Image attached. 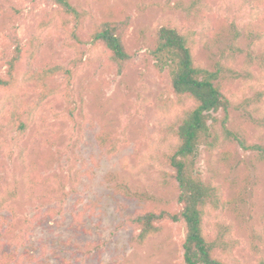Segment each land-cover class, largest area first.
<instances>
[{
    "label": "rangeland",
    "instance_id": "374dc122",
    "mask_svg": "<svg viewBox=\"0 0 264 264\" xmlns=\"http://www.w3.org/2000/svg\"><path fill=\"white\" fill-rule=\"evenodd\" d=\"M7 1L0 0V33L15 25L24 41L52 8L46 0H34L15 12ZM192 1L197 4L186 9L176 0H71L91 9L97 20L129 16L125 41L134 62L120 71L101 48L81 46L71 103L62 96L49 98L22 136L10 131L7 108H1L6 95L0 92V192L6 186L20 192L16 214L1 212L0 264L4 252L16 253L11 264H182L183 221L167 222L143 244L132 239L133 228L124 223L145 204L178 208L166 154L172 123L191 102L179 104L168 77L154 67L149 48L158 26L171 22L190 34L200 62L221 60L233 66L223 73L225 88L238 105L233 124L246 123L250 140L264 144V97L258 113L243 107L259 101L257 92L264 90V68L251 65L253 74L247 72L248 52L264 44V0H184L185 6ZM71 41L60 27H50L40 62H71L79 53L68 46ZM234 42L241 51L230 49ZM54 83L63 90L64 76ZM27 87L19 81L13 93ZM34 95L31 91L29 98ZM102 131L119 138L115 153L100 146L96 136ZM230 145L234 158L227 164L215 159L220 148L215 158L201 148L203 178L225 188L223 198L209 206L206 232L210 239L219 229L221 239L226 234L218 255L228 264H263L264 162L255 164L253 152ZM35 166L50 181L30 184ZM10 222L13 235L5 231Z\"/></svg>",
    "mask_w": 264,
    "mask_h": 264
},
{
    "label": "trees",
    "instance_id": "16d2710c",
    "mask_svg": "<svg viewBox=\"0 0 264 264\" xmlns=\"http://www.w3.org/2000/svg\"><path fill=\"white\" fill-rule=\"evenodd\" d=\"M26 1L34 2L8 0L5 5L19 12L18 6ZM176 2L186 9L197 4V1H192L185 6L184 0ZM46 3L52 8L44 12L37 22L35 33L26 41L18 36L15 25L9 31L0 33V92L6 95L1 108H7L4 112L7 125L18 136L26 134L39 109L49 98L62 96L71 103L70 98L75 92L77 66L82 61L81 46L90 43L93 50L101 48L120 71L134 62V55L125 41L131 23L129 16L97 20L91 9L79 8L71 0H46ZM87 23H90L88 29ZM53 25L64 30L67 38L72 40L68 42V46L79 52L68 64L58 62L49 65L40 62L46 31ZM234 40H237L236 37ZM230 49L241 51L235 42ZM149 55L159 75L168 77L177 102L184 105L191 102L172 123L169 130L171 145L166 154V163L171 168L170 177L176 186L178 208L175 209L172 205L161 207L145 204L128 215L124 223L133 228L132 239L143 244L160 233L167 222L183 221L185 236L182 242V264H228L218 255V248L223 245L226 234L221 239L219 229L218 236L210 239L205 227L209 206L223 198L225 188L212 179L203 178L198 169L201 148L205 147L212 158H215L216 149L220 148L215 159L227 164L234 158L233 149L228 145L234 143L246 152H253L252 162L256 164L264 162V144L250 140L246 123L233 124V112L238 109V105L223 83V73L233 71V66H228L221 60L209 65L200 62L195 56L191 35L182 32L171 22L155 29L154 44L149 48ZM247 56L250 59L247 63V72L250 75L253 72L248 66L264 68V44L260 51L251 50ZM2 68L4 73H1ZM58 76H64V84L61 85L63 90L55 86L54 80ZM19 81L25 82L28 87L13 93ZM31 91L35 95L29 98ZM257 94L260 100L246 103L243 106L245 110L252 108L253 113H258L264 90ZM242 103L240 101L239 105H243ZM252 111L248 113L253 115ZM72 115L70 110L69 116ZM96 137L107 153L113 154L118 150L119 138L110 132L102 131ZM208 160L215 161L210 158ZM30 175L33 179L29 182L33 185L50 181V178L39 174L37 166ZM122 190L126 191L125 188ZM19 197L17 188L6 186L0 192V216L4 210H11L16 214L18 208L14 203ZM14 225L10 222L6 228L8 235H13ZM24 227L25 224L16 237H20ZM14 259L16 253L4 252L1 263L11 264Z\"/></svg>",
    "mask_w": 264,
    "mask_h": 264
}]
</instances>
